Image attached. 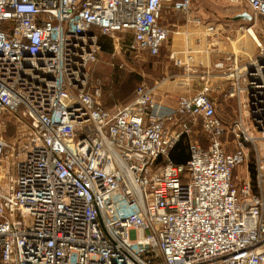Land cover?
Segmentation results:
<instances>
[{"label": "built area", "instance_id": "built-area-1", "mask_svg": "<svg viewBox=\"0 0 264 264\" xmlns=\"http://www.w3.org/2000/svg\"><path fill=\"white\" fill-rule=\"evenodd\" d=\"M239 1L264 34V0ZM168 11L220 33L192 16V0H0V119L24 129L0 137V264H264V154L254 180L235 177L264 145L260 42L247 66L221 57L174 109L143 85L111 111L89 90L100 38L127 33L128 53L158 57ZM215 72L238 100L229 122L211 96ZM196 126L206 146L196 137L175 164Z\"/></svg>", "mask_w": 264, "mask_h": 264}, {"label": "rangeland", "instance_id": "rangeland-1", "mask_svg": "<svg viewBox=\"0 0 264 264\" xmlns=\"http://www.w3.org/2000/svg\"><path fill=\"white\" fill-rule=\"evenodd\" d=\"M193 12L194 14L196 13V16L202 17L203 20L213 22L220 29L218 36H208L206 35L205 30L196 31L194 24H190L189 22V27L191 29L189 28L187 32L182 31L181 35L177 36V39L180 37L179 40H183L181 42L182 44L188 42L196 47L199 45V42L204 43L205 48H202L205 52L203 60H198L200 61L198 63H202L208 67L214 66L221 57H224L225 54L234 53L238 57V64L241 67L249 65L251 60L255 59L259 54V50L254 43L253 37L251 34H248V30L250 29H252L259 42L264 46V34L262 32L260 21H255L253 17L249 22L243 20L236 22L232 21L233 18L244 12L252 16L248 6L239 0H192V16ZM186 22L187 18L184 15L177 13V23H184L187 25ZM102 37H104V42L109 43L110 49L107 51L101 50L102 52L99 62L92 65L89 72V90L91 92H95L97 89L100 91L99 102L102 107L111 111L115 110L117 107L126 106L132 101L136 89L141 85L148 89H155V94L158 98V91H156L157 83L163 81L167 77L163 72V59L160 56L150 57L147 54L138 58L135 55L128 53L126 51V45L131 41L130 34L119 33L114 37ZM209 64L211 65L209 66ZM172 69L173 68H168V71L171 72ZM177 69L181 70L180 68ZM208 70L211 69H201L203 73ZM213 84L214 89H217V91H221L223 88L226 91L228 88V83L223 77V73L215 72ZM221 95H224V93L222 92ZM222 97L224 96H219L218 101L220 103L223 102ZM230 101V104L232 105L229 110H233V112L235 110L234 115H232V120H234L237 118L238 100L234 99ZM167 107L174 109L177 107V102L173 106L167 105ZM223 112L225 113L224 108L218 110V117L221 121V115ZM20 125L13 117L6 116L1 118L0 137L14 142L15 139L21 135V130H24ZM191 136L192 137H188L187 135H184L181 138L184 140V144L188 147V153L190 142L196 141L197 138L206 146L204 136L199 126L195 127V131ZM233 140V137H229L227 140L229 145L227 148L228 151L234 150L232 144ZM257 154H264V145L262 143H259L257 148L255 150L252 149L249 153L248 162L236 170L235 177L238 178V180L245 178L246 173L250 176L251 181L254 180Z\"/></svg>", "mask_w": 264, "mask_h": 264}, {"label": "crops", "instance_id": "crops-1", "mask_svg": "<svg viewBox=\"0 0 264 264\" xmlns=\"http://www.w3.org/2000/svg\"><path fill=\"white\" fill-rule=\"evenodd\" d=\"M197 3V2H196ZM180 16V15H178ZM193 16L202 18L200 16H196V13ZM181 17V16H180ZM179 17V18H180ZM181 19V18H180ZM203 19V18H202ZM208 21V20H207ZM187 23V22H186ZM163 24L165 26H168L171 29V35L169 42L164 46L162 49L160 57L163 59V66H164V74L167 76L163 81H159L157 83L156 91L158 95V99L162 100L166 105H174L178 98L184 95H194L197 92L201 90V88L204 86V83L201 82L202 75L205 74L201 71L202 68H210L212 69L213 66L210 67L205 66L202 63H198L203 60L204 56V50L202 48H205L204 43L199 42V45L194 47L192 44H189L188 42L186 44H182V39L179 40L182 31H188L190 28L189 23L186 24H178L177 23V13L168 11L165 13L163 18ZM194 24V23H190ZM194 27L196 28V31H202L204 28L202 26H198L194 24ZM191 29V28H190ZM195 30V29H194ZM186 39V38H185ZM188 40V39H186ZM200 54V55H199ZM173 55L174 59L171 57ZM192 57L193 60L190 62L188 61V57ZM177 58L181 60L184 63V66L177 67L176 63ZM202 62V61H201ZM173 65H172V64ZM168 68H173L171 72L168 71ZM177 68H180L181 70H178ZM213 78H212V99L217 104V115L218 110L221 108H224L225 113L220 116L223 121L229 122L233 118L232 115H234L233 110L231 109V101L223 98V102L220 103L219 96L222 92L224 93L225 89H221L217 91V89H214L213 84ZM219 88V87H218ZM221 92V93H220Z\"/></svg>", "mask_w": 264, "mask_h": 264}, {"label": "trees", "instance_id": "trees-1", "mask_svg": "<svg viewBox=\"0 0 264 264\" xmlns=\"http://www.w3.org/2000/svg\"><path fill=\"white\" fill-rule=\"evenodd\" d=\"M104 37L100 38V46L102 51H107L110 49L109 43L103 41ZM172 160L175 164H186L189 159L188 147L184 144V140L176 145V147L171 152Z\"/></svg>", "mask_w": 264, "mask_h": 264}, {"label": "water", "instance_id": "water-1", "mask_svg": "<svg viewBox=\"0 0 264 264\" xmlns=\"http://www.w3.org/2000/svg\"><path fill=\"white\" fill-rule=\"evenodd\" d=\"M239 20H243L245 22H249L252 20V16L248 15L247 13H243L241 15L236 16L235 18L232 19V21L236 22Z\"/></svg>", "mask_w": 264, "mask_h": 264}, {"label": "bare ground", "instance_id": "bare-ground-1", "mask_svg": "<svg viewBox=\"0 0 264 264\" xmlns=\"http://www.w3.org/2000/svg\"><path fill=\"white\" fill-rule=\"evenodd\" d=\"M248 34H251V36L254 39V43H255V41L259 42V40L257 39V37H256L255 33L252 31V29L248 30Z\"/></svg>", "mask_w": 264, "mask_h": 264}]
</instances>
